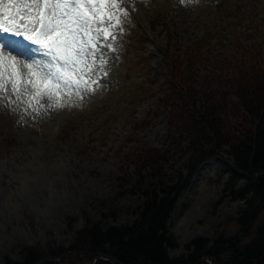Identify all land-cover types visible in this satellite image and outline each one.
<instances>
[{
    "label": "rangeland",
    "instance_id": "374dc122",
    "mask_svg": "<svg viewBox=\"0 0 264 264\" xmlns=\"http://www.w3.org/2000/svg\"><path fill=\"white\" fill-rule=\"evenodd\" d=\"M118 4L120 23L112 27L113 35L121 27L130 26L128 31L132 36L124 52L125 71L121 64L115 66L122 55L110 51L114 59L112 70L117 72L118 78L106 87L107 92L98 105L93 95L99 90L75 106L63 109L69 112L58 114L60 110H53L35 117L23 112L24 105L13 106L7 100L0 101V191L23 195L31 187L28 176L40 164L56 165L74 189L56 215L40 222L35 215H29L27 238L0 248V264L9 260L22 261L27 248L49 250L55 245L69 246L75 233L88 221L104 222L105 226L132 224L136 219L135 210L143 201L142 192L134 186L135 176L150 172L152 175L143 179L144 184L154 186L158 183L154 177L157 173L151 168L138 173L134 165L136 158L139 154L168 148L165 146L168 119L157 112L149 93L144 90L146 75L152 67L165 69L166 73L170 70L165 51L175 41L190 44L206 31L205 37H213L220 45L231 48L228 40L233 33L230 31L246 37L250 34L246 32L248 26L252 28L264 20V0H118ZM233 17L239 22L236 30L225 29ZM27 19L25 16L24 23ZM259 32L261 38L263 33ZM252 36L242 39L243 43L253 42ZM143 56L150 61L146 73L139 68L145 66ZM205 69L201 68L200 73L209 72ZM98 83L103 84L99 79L96 85ZM53 114H57L56 120L61 117L57 125H63L61 132L64 130L57 138L48 131L49 125L56 124V120H51ZM22 139L41 145L45 148V156L18 159L10 169H4L3 159L15 155ZM163 159L170 161L160 165V174L166 176L165 180L177 173L188 175L187 157L177 148ZM86 164L93 168H87ZM140 165L144 167L145 162ZM232 173L225 154L215 156L199 168L169 221V230L178 243L176 248L169 250L171 257L186 255L188 245L196 238L237 234L236 217L244 202L238 200L234 192L242 188L246 180L235 183ZM65 255L44 259L39 264H58Z\"/></svg>",
    "mask_w": 264,
    "mask_h": 264
},
{
    "label": "trees",
    "instance_id": "16d2710c",
    "mask_svg": "<svg viewBox=\"0 0 264 264\" xmlns=\"http://www.w3.org/2000/svg\"><path fill=\"white\" fill-rule=\"evenodd\" d=\"M264 34V25L258 28ZM262 34V37H263ZM244 45L235 37L226 48L213 37L198 38L169 53L167 73L147 79L157 112L168 119L164 151L139 154L138 173L151 168L158 179L145 185L135 176L136 190L143 194L132 224L115 226L93 223L78 230L69 246L49 250L25 249L22 261L6 264H39L58 259V264H264V38ZM211 66V67H209ZM209 67V68H208ZM206 68L208 73H200ZM187 157L188 175L177 173L165 180L163 159L173 148ZM225 154L233 166L235 183L246 184L234 192L244 202L236 217L234 236L199 237L188 245L186 255L171 257L178 243L168 230L176 204L188 190L198 169L216 155ZM145 162L141 167L140 163ZM173 168V167H171ZM57 264V263H48Z\"/></svg>",
    "mask_w": 264,
    "mask_h": 264
},
{
    "label": "snow or ice",
    "instance_id": "6c2138e0",
    "mask_svg": "<svg viewBox=\"0 0 264 264\" xmlns=\"http://www.w3.org/2000/svg\"><path fill=\"white\" fill-rule=\"evenodd\" d=\"M120 10L118 0H0V101L35 117L94 94Z\"/></svg>",
    "mask_w": 264,
    "mask_h": 264
},
{
    "label": "clouds",
    "instance_id": "9594fccd",
    "mask_svg": "<svg viewBox=\"0 0 264 264\" xmlns=\"http://www.w3.org/2000/svg\"><path fill=\"white\" fill-rule=\"evenodd\" d=\"M45 156V148L22 139L16 146L14 156H5L3 168L10 169L18 159ZM91 169L93 165L86 164ZM32 195L0 191V248L11 246L28 236L29 215H35L37 222L56 215L74 193L66 177L56 165L37 166L28 176Z\"/></svg>",
    "mask_w": 264,
    "mask_h": 264
},
{
    "label": "bare ground",
    "instance_id": "6f19581e",
    "mask_svg": "<svg viewBox=\"0 0 264 264\" xmlns=\"http://www.w3.org/2000/svg\"><path fill=\"white\" fill-rule=\"evenodd\" d=\"M5 55H7V50H5ZM18 59H23V58H19V57H18Z\"/></svg>",
    "mask_w": 264,
    "mask_h": 264
}]
</instances>
